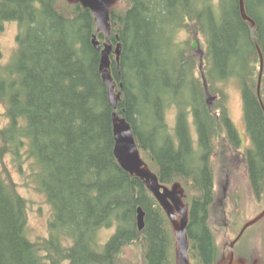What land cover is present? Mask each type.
I'll use <instances>...</instances> for the list:
<instances>
[{"label":"trees","instance_id":"trees-1","mask_svg":"<svg viewBox=\"0 0 264 264\" xmlns=\"http://www.w3.org/2000/svg\"><path fill=\"white\" fill-rule=\"evenodd\" d=\"M239 1L219 0L217 14L215 0H121L111 13V43H122L120 70L110 55L121 93L118 113L131 124L141 156L159 181L185 188L192 204L190 257L199 260L194 264H217L226 254H220L209 229L218 159L245 158L257 199L264 196V70L261 100L255 70L259 49L264 59V0H244L256 23L253 33ZM7 21L17 24L18 33L17 51L0 73L8 119L0 127V160L10 158L27 185L45 196L52 216L49 236L30 240L28 202L1 164L0 264H120L121 253L134 244L142 248L145 264H175L167 215L114 155L115 111L99 70L100 51L92 44L93 35L101 46L105 38L91 11L66 0H0V31ZM179 29L205 36L204 78L194 77L196 63L179 52L174 40ZM233 78L252 141L241 153L219 86ZM207 93L215 95L213 104ZM172 104L176 138L167 133ZM139 208L145 212L143 231L137 225ZM229 216L232 226L235 212ZM105 229H114V235L102 244L99 233ZM246 253L242 258L248 262L264 264V254L248 259Z\"/></svg>","mask_w":264,"mask_h":264},{"label":"rangeland","instance_id":"rangeland-1","mask_svg":"<svg viewBox=\"0 0 264 264\" xmlns=\"http://www.w3.org/2000/svg\"><path fill=\"white\" fill-rule=\"evenodd\" d=\"M219 0H215L214 9L219 13ZM18 27L13 21L5 22L0 31V73L7 65L12 62L13 55L17 51ZM175 43L179 48V52H184V57H191L196 63L194 67V77H202L204 65L201 57L192 49L196 40L200 41V45L207 44L206 38L203 34L201 36L194 35L186 31V29H179L175 32ZM198 49V48H194ZM204 49V48H203ZM204 59V57H203ZM255 70H260V62L255 63ZM255 71V72H256ZM238 81L233 78L226 84H219L225 90L226 106L228 113L237 128L239 137L241 139V149L246 152L251 147V140L247 134L244 105ZM208 95L206 98L209 102L214 103L212 99L215 95ZM173 107V108H172ZM175 106L172 104L171 108L166 113V124L168 126L167 133L176 138L177 133L174 127H177V114ZM8 122L6 117V107L0 101V127H4ZM193 138H196V133H191ZM240 143V145H241ZM241 153V152H240ZM240 157L236 158L233 154L222 156V159L216 161L213 167L214 172V206L212 207L211 216L209 219V229L215 239V245L219 249L220 254L227 251L226 246L238 236L239 230L244 224L254 219L259 213L264 210V196L261 200L254 197L253 191L250 187L249 180L246 177L245 167L240 162ZM6 165L10 169L13 179L18 184L20 194L28 202V222L27 235L33 242L40 241L49 236V221L52 216L51 206L48 204L45 196L36 190L33 186H28L26 179L21 176L16 168L12 167L10 158L0 160V166ZM226 190V191H225ZM236 223L230 225L229 213L234 214ZM264 221H259L257 224L251 226L241 238L240 250L250 255L248 259H255L262 257L264 254ZM238 233V234H237ZM114 235V229H105L99 233V239L102 244H106ZM239 241V242H240ZM238 242V243H239ZM237 243V244H238ZM243 247V248H242ZM238 249V251H240ZM236 251L237 257H242V252ZM120 264H145L142 248L139 244H134L127 247L119 257ZM63 264H70L69 262Z\"/></svg>","mask_w":264,"mask_h":264},{"label":"water","instance_id":"water-1","mask_svg":"<svg viewBox=\"0 0 264 264\" xmlns=\"http://www.w3.org/2000/svg\"><path fill=\"white\" fill-rule=\"evenodd\" d=\"M70 5L81 4L84 8L89 9L97 25V32L103 33L105 42L103 46L100 45L98 37L93 35L92 44L100 51V74L104 83L107 86V92L110 104L115 111L113 114L114 127V155L120 167L131 175L140 178L148 190L157 199L161 207L166 212L175 234L176 241V264H190L188 256L189 240L187 235V226L189 223V209L183 201L185 197L184 189L180 183H175L171 188L165 187L159 183V179L153 173L144 160L141 158L138 149L133 128L129 122L122 118L118 113V103L121 99V93L118 92L117 86L114 83V78L111 70L110 55L116 56L118 62V69H120L119 61L122 54V43L119 41L116 46L111 43L110 36L111 28V13L119 3V0H66ZM240 12L244 21L250 23L251 33L256 29V23L247 15L245 2L240 0ZM256 42V38H254ZM260 58V73L258 79V96L261 100V81L264 70L263 53L259 49ZM145 212L142 208L138 209L137 224L139 230H142L145 225ZM264 218V210L258 214L254 219L244 224L242 230L235 240H233L227 248V255L217 264H260L255 261L248 263L244 259L235 260L234 248L236 243L241 239L247 228L258 223Z\"/></svg>","mask_w":264,"mask_h":264},{"label":"flooded vegetation","instance_id":"flooded-vegetation-1","mask_svg":"<svg viewBox=\"0 0 264 264\" xmlns=\"http://www.w3.org/2000/svg\"><path fill=\"white\" fill-rule=\"evenodd\" d=\"M193 50L195 51L196 54L201 53V52L197 51V49H194V48H193ZM204 50L206 51V48H204ZM201 54H202V53H201ZM176 129H177V128L174 127V130H175V131H176ZM239 138H240V137H239ZM192 140L195 141L196 138H193V137H192ZM240 143H241V139H240V141H239V147L243 145V142L241 143V145H240ZM195 146H196V143L194 142L193 145H192V147H195ZM240 162H242L243 166L245 167L246 177H247L248 180H249V184H250V187H251V189H252V191H253L254 197L257 198L256 193H255V191H254V189H253V186H252V181H251V179H252L251 175H252V174H251V169H250V166H249V164H248V161H247L245 158H241V159H240ZM250 181H251V183H250ZM225 191H226V190H225ZM189 207H190V220H189V224H190V221H191V214H192V204H189ZM144 220H145V217H144ZM145 223H146V222H145ZM189 224H188V227H189ZM144 228H145V225H144ZM144 228H143L142 230H140V231H143ZM187 231H188V229H187ZM188 236H189V234H188ZM189 239H190V237H189ZM107 241H108V240H107ZM191 244H192V243H191ZM191 244H190V246H191ZM189 255H190V251H189ZM193 255L195 256V254H193ZM190 260H191V263H192V264H194V262L199 261V260L197 259L196 256H195V258L193 259L192 255H191Z\"/></svg>","mask_w":264,"mask_h":264},{"label":"bare ground","instance_id":"bare-ground-1","mask_svg":"<svg viewBox=\"0 0 264 264\" xmlns=\"http://www.w3.org/2000/svg\"><path fill=\"white\" fill-rule=\"evenodd\" d=\"M111 21V20H110ZM111 23V22H110ZM153 23V22H152ZM257 40V39H256ZM241 47V46H240ZM199 52H201V51H199ZM114 55V54H113ZM201 61L203 62V56H201ZM120 62V61H119ZM118 63V62H117ZM228 67H229V65H228ZM173 71V70H172ZM175 79V78H174ZM161 80V79H160ZM127 81V80H126ZM132 81H133V79H132ZM238 81V80H237ZM156 82V81H155ZM154 82V83H155ZM179 82V81H178ZM133 83V82H132ZM135 83V82H134ZM132 85H134V84H132ZM136 85H138V84H136ZM170 85V84H169ZM136 87H138V86H136ZM138 89V88H137ZM136 89V90H137ZM151 89V88H150ZM262 89V88H261ZM134 90H135V88H134ZM153 90V89H152ZM141 91V90H140ZM154 91H156V90H154ZM140 93V92H139ZM170 93H172V92H170ZM150 94V93H149ZM155 94V93H154ZM174 94V93H173ZM169 95V94H168ZM153 96V95H152ZM155 97V96H154ZM153 97V98H154ZM152 98V97H151ZM121 100V99H120ZM140 100V99H139ZM147 100V99H146ZM141 101V100H140ZM120 102V101H119ZM140 103V102H139ZM119 104V103H118ZM135 106V105H134ZM164 114V113H163ZM127 121V120H126ZM152 121H154V120H152ZM158 123V122H157ZM131 125V124H130ZM143 125V124H142ZM134 132V131H133ZM166 135V134H165ZM163 139V138H162ZM164 146V145H163ZM158 148V147H157ZM190 157V156H189ZM190 161V160H189ZM200 161V160H199ZM188 164V163H187ZM186 164V162H185V165H187ZM190 164V163H189ZM189 164H188V166H189ZM192 165V164H191ZM201 168V167H200ZM190 169V168H189ZM188 169V170H189ZM191 171V170H190ZM136 238V237H135ZM134 239V238H133ZM142 242H143V240H142Z\"/></svg>","mask_w":264,"mask_h":264}]
</instances>
